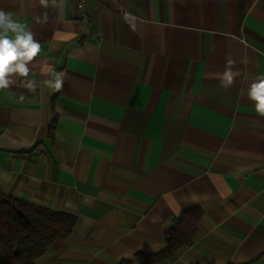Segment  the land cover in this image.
<instances>
[{
  "label": "crops",
  "instance_id": "obj_1",
  "mask_svg": "<svg viewBox=\"0 0 264 264\" xmlns=\"http://www.w3.org/2000/svg\"><path fill=\"white\" fill-rule=\"evenodd\" d=\"M0 8L43 49L35 94L0 91V192L76 217L34 264H138L192 205L190 243L154 264H264V117L247 96L264 75V0ZM228 56L241 75L223 88ZM51 68L59 92L42 82Z\"/></svg>",
  "mask_w": 264,
  "mask_h": 264
},
{
  "label": "trees",
  "instance_id": "obj_2",
  "mask_svg": "<svg viewBox=\"0 0 264 264\" xmlns=\"http://www.w3.org/2000/svg\"><path fill=\"white\" fill-rule=\"evenodd\" d=\"M200 215L197 205L185 208L166 229L163 248L154 253H136V262L154 264L179 246L189 244ZM75 223L76 217L70 213L23 202L0 192V264H34L55 241L66 239Z\"/></svg>",
  "mask_w": 264,
  "mask_h": 264
},
{
  "label": "clouds",
  "instance_id": "obj_3",
  "mask_svg": "<svg viewBox=\"0 0 264 264\" xmlns=\"http://www.w3.org/2000/svg\"><path fill=\"white\" fill-rule=\"evenodd\" d=\"M43 7H48L50 0H39ZM56 5V0H51ZM41 42L26 22L15 17V14L0 8V91L12 89L19 80L20 84L30 93L35 94L39 87L36 79L30 78L37 58L42 53ZM242 63L244 61H241ZM236 60L231 56L225 58L223 72L219 75V83L223 88L231 87L241 75L234 70ZM42 82L44 86L59 92L64 83L65 73L49 69ZM247 96L253 102L255 111L264 117V75L257 77L249 84ZM20 100L25 99L20 95Z\"/></svg>",
  "mask_w": 264,
  "mask_h": 264
},
{
  "label": "built area",
  "instance_id": "obj_4",
  "mask_svg": "<svg viewBox=\"0 0 264 264\" xmlns=\"http://www.w3.org/2000/svg\"><path fill=\"white\" fill-rule=\"evenodd\" d=\"M123 16L130 23V25H132L133 17L131 15H129L127 12H124Z\"/></svg>",
  "mask_w": 264,
  "mask_h": 264
}]
</instances>
